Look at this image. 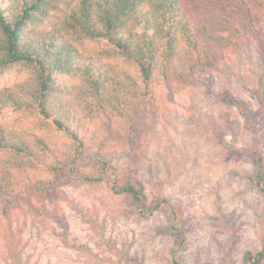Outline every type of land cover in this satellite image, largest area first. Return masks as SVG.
I'll return each instance as SVG.
<instances>
[{"label": "rangeland", "instance_id": "1", "mask_svg": "<svg viewBox=\"0 0 264 264\" xmlns=\"http://www.w3.org/2000/svg\"><path fill=\"white\" fill-rule=\"evenodd\" d=\"M262 3L233 34L232 57L158 87L135 106L133 128L114 131L111 148L92 143L79 156L80 171L106 159L133 173L148 204L168 206L141 215L108 180L85 182L66 165L0 214V264H172L174 250L180 264H252L247 252L263 250L264 231V198L248 181L264 164ZM15 73L33 85L31 70Z\"/></svg>", "mask_w": 264, "mask_h": 264}, {"label": "trees", "instance_id": "2", "mask_svg": "<svg viewBox=\"0 0 264 264\" xmlns=\"http://www.w3.org/2000/svg\"><path fill=\"white\" fill-rule=\"evenodd\" d=\"M68 3L0 0V214L12 200L56 182L69 165L85 182L108 180L114 194L152 216L168 201L148 204L133 173L106 159L80 171V154L92 143L111 148L114 131L129 132L135 106L158 87L232 57L233 34L255 22L262 0ZM24 69L33 81L27 89L13 79ZM248 181L264 198V164ZM262 241L263 250L247 252L252 264L264 258V231ZM177 251L172 264H180Z\"/></svg>", "mask_w": 264, "mask_h": 264}]
</instances>
